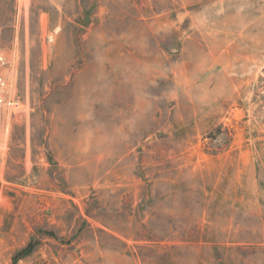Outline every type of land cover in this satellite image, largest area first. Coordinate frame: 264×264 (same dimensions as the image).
<instances>
[{
  "label": "rangeland",
  "instance_id": "374dc122",
  "mask_svg": "<svg viewBox=\"0 0 264 264\" xmlns=\"http://www.w3.org/2000/svg\"><path fill=\"white\" fill-rule=\"evenodd\" d=\"M0 264H264V0H0Z\"/></svg>",
  "mask_w": 264,
  "mask_h": 264
},
{
  "label": "built area",
  "instance_id": "2783aa9c",
  "mask_svg": "<svg viewBox=\"0 0 264 264\" xmlns=\"http://www.w3.org/2000/svg\"><path fill=\"white\" fill-rule=\"evenodd\" d=\"M0 61H2V58L0 57ZM4 86L3 79L0 77V87L2 88ZM6 106H11V107H18L19 106V101L17 99L12 100L11 102H7V100L4 99V97L0 94V110L3 109Z\"/></svg>",
  "mask_w": 264,
  "mask_h": 264
}]
</instances>
